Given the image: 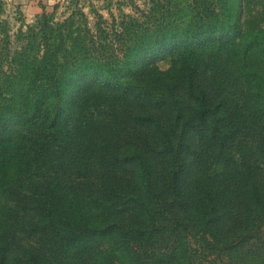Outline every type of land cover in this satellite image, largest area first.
<instances>
[{
	"label": "trees",
	"instance_id": "obj_1",
	"mask_svg": "<svg viewBox=\"0 0 264 264\" xmlns=\"http://www.w3.org/2000/svg\"><path fill=\"white\" fill-rule=\"evenodd\" d=\"M239 37L230 16L184 26L130 16L112 34L99 26L61 69L47 38L38 61L20 60L7 97L21 102L17 117L0 113V264H194V229L233 264H264V119L261 160L235 158L229 147L249 125L216 91L229 54L264 104V71L248 61L259 43L239 52ZM33 161L45 170L28 185Z\"/></svg>",
	"mask_w": 264,
	"mask_h": 264
},
{
	"label": "rangeland",
	"instance_id": "obj_2",
	"mask_svg": "<svg viewBox=\"0 0 264 264\" xmlns=\"http://www.w3.org/2000/svg\"><path fill=\"white\" fill-rule=\"evenodd\" d=\"M130 16H138L150 26L156 21L184 26L198 19L216 23L223 22L228 16L232 20L238 19L241 37L237 39L235 49L240 52L246 43L253 40V43L258 42L260 47L251 48L248 61L257 70L264 71V48L261 49L264 47V0H0V113L3 121L7 119V122H13L17 116L12 110L21 105V102L7 100L15 87L20 60L38 61L43 52L44 38L56 51L57 69H61L68 59L90 48L91 35L96 33L99 26L112 34ZM203 42L204 45H212L217 39L212 37ZM173 55L166 52L156 56L157 66L168 67ZM234 55L240 62V55ZM228 57L229 54L218 64L216 91L234 98L239 117L249 125V128L245 126L238 133L229 151L237 159L245 152L253 151L256 159L261 160L254 131L255 122L264 119L263 116L259 117L264 104L254 95L255 89L261 85L255 80L251 81L252 90V84L246 83ZM221 167L222 164L215 159L208 164L210 172L218 171ZM44 170V166L38 167L33 161L24 176L27 184L32 185ZM259 234L264 239V224L259 228ZM188 240L194 264H233L237 261V257L229 256L228 248L222 247L207 233L194 229L188 235ZM260 240H256V246ZM261 245H264V240Z\"/></svg>",
	"mask_w": 264,
	"mask_h": 264
}]
</instances>
